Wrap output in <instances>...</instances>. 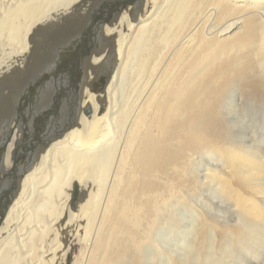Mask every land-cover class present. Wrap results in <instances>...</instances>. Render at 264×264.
I'll return each mask as SVG.
<instances>
[{
  "label": "bare ground",
  "instance_id": "6f19581e",
  "mask_svg": "<svg viewBox=\"0 0 264 264\" xmlns=\"http://www.w3.org/2000/svg\"><path fill=\"white\" fill-rule=\"evenodd\" d=\"M236 86L264 99V0H0V264L139 259L198 154L237 249L262 253L264 156L222 118ZM18 118L39 128L24 151Z\"/></svg>",
  "mask_w": 264,
  "mask_h": 264
},
{
  "label": "rangeland",
  "instance_id": "374dc122",
  "mask_svg": "<svg viewBox=\"0 0 264 264\" xmlns=\"http://www.w3.org/2000/svg\"><path fill=\"white\" fill-rule=\"evenodd\" d=\"M242 53L245 54L246 50ZM260 57H254L255 61ZM53 75L51 83L55 85L58 71ZM222 118L230 124L229 129L237 135L240 143L261 151L264 156V99L236 86L222 109ZM20 123L19 119L10 124L14 134L19 137L21 131L16 126ZM7 144L5 150L9 146ZM14 148L8 149L10 157L5 170L11 169ZM195 159L187 172L175 180L177 188L173 193L165 194L166 201H160L157 215L144 220L140 230L142 233L146 229L147 235L143 234L142 239L145 240L147 236L144 241L147 248L143 255L137 259L127 254L117 264H224L227 260L231 264H264V250L256 253L254 258V255L243 256L241 250L237 249L239 238L245 232L242 218L232 203L219 195L214 186L203 181L204 170L215 169L218 173L220 162L208 154H198ZM188 177L192 181L190 184ZM261 202L264 204V200Z\"/></svg>",
  "mask_w": 264,
  "mask_h": 264
},
{
  "label": "water",
  "instance_id": "95a60500",
  "mask_svg": "<svg viewBox=\"0 0 264 264\" xmlns=\"http://www.w3.org/2000/svg\"><path fill=\"white\" fill-rule=\"evenodd\" d=\"M26 128V127H25ZM23 126H21V127H18L17 128V130H20L21 132H19L20 133V140L19 141H21L22 142V145H21V148L23 149V151L25 150V148H27V146H28V144H27V142H28V138H27V136L28 135H32L33 133H35V131H37V129H39L38 127H34V129H32V132L30 133V131H29V133H27V131H26V129H25ZM8 131H9V129H8ZM10 131H11V129H10ZM10 131H9V134H10ZM18 134V133H17ZM6 143V142H5ZM18 148H19V146H17V145H15V148H14V150H18ZM11 161H12V166H11V169L10 170H8V172L9 171H11L13 168H14V166H15V163H16V158H15V153H13V155H11Z\"/></svg>",
  "mask_w": 264,
  "mask_h": 264
}]
</instances>
